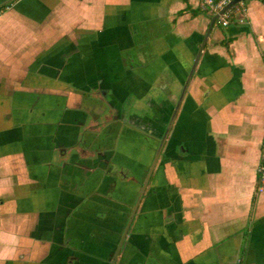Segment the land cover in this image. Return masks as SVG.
<instances>
[{
  "label": "crops",
  "instance_id": "obj_1",
  "mask_svg": "<svg viewBox=\"0 0 264 264\" xmlns=\"http://www.w3.org/2000/svg\"><path fill=\"white\" fill-rule=\"evenodd\" d=\"M201 2L0 0V264H264V0Z\"/></svg>",
  "mask_w": 264,
  "mask_h": 264
},
{
  "label": "built area",
  "instance_id": "obj_2",
  "mask_svg": "<svg viewBox=\"0 0 264 264\" xmlns=\"http://www.w3.org/2000/svg\"><path fill=\"white\" fill-rule=\"evenodd\" d=\"M231 0H202V7L208 10L213 16L219 13L216 19H219L223 25H228L235 12V6L238 2L220 12ZM242 1V0H241ZM240 2V1H239ZM259 189L264 190V142L261 149V156L258 166Z\"/></svg>",
  "mask_w": 264,
  "mask_h": 264
},
{
  "label": "water",
  "instance_id": "obj_3",
  "mask_svg": "<svg viewBox=\"0 0 264 264\" xmlns=\"http://www.w3.org/2000/svg\"><path fill=\"white\" fill-rule=\"evenodd\" d=\"M239 1H241V0H231V1H230V2H229L224 8L221 9L220 12H223V11L226 10L228 7H230L231 5H233V4H235V3L239 2ZM218 16H219V13L216 14L215 16H213V18H212V22H211V26L213 25V23L215 22V20H216V18H217ZM197 59H198V58H197ZM197 59H196V61H197ZM178 108H179V105L176 106V108H175V110H174V112H173V115L171 116V119H170V121H169V123H168V125H167V128H166V130H165V132H164V134H163V136H162V138H161L160 145H159V147H158V150H157V153H156V156H155V161L158 160V157H159L160 154H161V151H162V149H163V147H164V144H165V142H166V140H167V138H168V136H169V134H170V132H171V130H172V126H173V123H174V120H175L176 114H177V112H178ZM154 166H155V164H153V165L151 166L150 170H149V173H148V175H147V177H146V180H145V182H144V184H143V186H142V189H141V191H140V194H139V197H138V200H137L136 206H135V208H134V210H133V213L136 211L137 205H138L140 199L142 198V195H143V193H144V191H145V188H146V185H147V183H148V181H149V179H150V176H151V174H152V171H153V169H154ZM131 221H132V216L129 218V220H128V222H127L126 229L124 230L123 235H122V238H121V240H120V242H119V244H118L116 250H115L114 253H113V256H112V259H111V263H110V264H115V262H116V259H117V257H118V253H119V251H120V249H121V247H122V244H123L124 239H125V237H126V234H127V232H128V228H129V226H130V224H131Z\"/></svg>",
  "mask_w": 264,
  "mask_h": 264
},
{
  "label": "trees",
  "instance_id": "obj_4",
  "mask_svg": "<svg viewBox=\"0 0 264 264\" xmlns=\"http://www.w3.org/2000/svg\"><path fill=\"white\" fill-rule=\"evenodd\" d=\"M0 9H1V7H0Z\"/></svg>",
  "mask_w": 264,
  "mask_h": 264
}]
</instances>
